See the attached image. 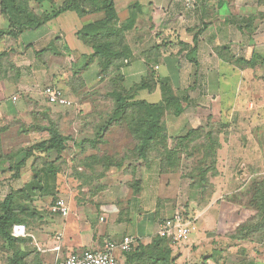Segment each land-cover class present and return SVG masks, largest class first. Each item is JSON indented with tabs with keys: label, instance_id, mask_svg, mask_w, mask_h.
I'll use <instances>...</instances> for the list:
<instances>
[{
	"label": "crops",
	"instance_id": "crops-1",
	"mask_svg": "<svg viewBox=\"0 0 264 264\" xmlns=\"http://www.w3.org/2000/svg\"><path fill=\"white\" fill-rule=\"evenodd\" d=\"M63 1L56 0L58 5ZM193 2L194 6L187 8L186 0H115L119 24L131 26L127 33L134 59L123 73L128 80L139 81L146 75L144 52L154 45L169 43L155 67L159 76L168 79L175 92L181 90L182 95L188 96L192 105L199 106V102L202 101L200 99H206V104H212L213 98H218L221 104L219 113L223 114V121L227 124L231 122L230 115L236 110V105L233 104L245 95L244 89L246 90L247 84L264 80V0H193ZM102 16V14L80 16L73 11L63 12L45 26L34 31H25L14 40V44L18 46L16 62L20 69V78L17 82L12 79L0 81V125L5 124L7 119H22L26 124H30L31 113L36 112V108L24 101L22 95L29 96L44 108L46 102L42 90L47 86L64 89L76 104L79 102V98L68 92L70 81L74 79L71 68L75 61L82 65L85 64L83 61L87 63L93 51L78 38L77 33ZM130 21H133V24ZM179 42L189 45L192 49L196 48V51L191 55L186 51L179 53ZM52 44L55 46L54 54H46L42 58L36 57L37 51L46 49ZM185 66L186 72H182ZM97 71V63L94 62L82 71V76L88 84H94ZM13 97L17 98L16 104L13 102ZM142 97L149 102H159L162 100V92L158 89ZM93 109L95 110V106L92 104L73 108L52 107L54 113L61 114L58 118L64 122L67 135L78 130L76 124H72L70 120L73 119L76 121L73 123H78L80 112L87 114ZM200 110V107L192 110L194 120L189 126L194 129L203 126L202 119L211 121L215 115L214 112L209 111L208 106L202 112ZM182 125L176 124L171 127L172 136H182L184 130ZM208 125L210 127L214 123L211 121ZM17 129L12 127L2 136L7 151L25 141L24 136H20ZM80 139V137L74 138L77 141ZM8 141L11 144L9 148ZM67 144L74 145L73 141ZM74 150V154H77L78 149ZM67 159H70V156H67ZM30 163L16 183L8 184L5 179L0 181V191L6 188L9 191L10 186L20 189L29 183L33 176ZM132 173L124 175L122 172L121 176L125 177L120 183L115 182L114 178L117 176H114L111 183L104 184L94 195L92 189L74 188L71 181L67 186L58 187V192L67 198L69 204L70 213L66 218L46 211L49 198H43L38 203L36 201L35 204L38 210L42 211L45 219L37 223L36 228L31 226L26 229L27 234H30L28 237L30 241L19 244L17 249L36 250L43 257L50 253L70 255L77 247L87 249L85 251L103 250L106 243H120L125 237H132L145 245L150 244L157 235L159 224L169 218V216L163 217V213L170 197L168 194L173 193V189L168 186V182L164 183L163 178L166 175L159 173L158 162L151 166L140 164ZM49 178L51 179V176H44L43 191L53 193L58 184L55 185L51 180L47 181ZM220 178H224L222 173L216 179ZM134 181L140 184L138 192H134L131 188L130 184ZM216 182L212 181L214 186L211 198L215 200L214 205L202 215L199 214L202 220L212 212V219H204V223H207L205 233L198 235L196 242L193 244L187 242V245L204 246L209 242L207 238L209 233L216 231L217 225L219 228L222 213H219L215 219L214 215L217 211L214 206L219 205L221 196L218 197L217 191L225 184L222 181L219 186ZM109 192L111 195L107 194ZM89 202H96L97 208H111L108 217L110 223L114 225L109 229L108 227L101 229L96 224L94 206L90 207ZM39 204L46 209H41ZM129 208L138 220L131 231L133 219H130L129 215L126 217V210L128 211ZM147 208L153 209V212L147 213ZM97 212L99 213L98 209ZM175 212L171 215L173 216ZM199 215L193 217V220L188 218L196 222L200 220ZM56 238H59L60 246L54 250ZM187 245L181 249L175 245L173 256L176 257L177 264H181L182 259L187 256L194 257V261L191 259L190 261L197 264L227 262V259L221 260L213 244L209 250L204 251L199 248L196 252ZM202 251L205 255L201 254ZM207 251L212 253L207 254ZM116 252L118 258L124 261L123 254ZM199 254L201 255L198 256ZM246 262L247 259H244V263Z\"/></svg>",
	"mask_w": 264,
	"mask_h": 264
},
{
	"label": "trees",
	"instance_id": "trees-1",
	"mask_svg": "<svg viewBox=\"0 0 264 264\" xmlns=\"http://www.w3.org/2000/svg\"><path fill=\"white\" fill-rule=\"evenodd\" d=\"M29 1L40 5L54 0H0L1 13L10 22L9 28L13 31L10 34L15 39L25 31H34L45 26L63 12L73 11L80 16L103 15L102 18L87 24L77 33L78 38L89 46L93 53L88 57V62L83 65L77 61L73 62L71 70L74 73V79L70 81L68 92L79 98V102L76 105L74 102L71 106L63 107L73 108L92 104L95 110L87 114L80 112L78 123H73L76 121L71 119L70 122L76 124L78 130L67 135L63 126L64 122L58 118L61 114L57 115L52 111V107L60 106L50 105L44 98L46 106L41 108L39 103L23 94L22 99L36 108V112L31 113V123L26 124L22 119H14L11 125H7L8 123L1 125L0 175L4 171L9 174L4 177L6 182L16 183L21 179L24 169L32 160L30 167L33 176L31 181L20 189L10 186L8 193L0 200V264H44V260L36 250L17 249L19 244L29 243V238H14L11 233L14 225L30 226L43 221L42 211H39L35 204L37 200L51 198L46 211L52 213L51 207L57 199L56 196L61 193L58 192V187L67 186L71 181L74 188L92 189V195L97 194L99 188L95 187L96 182L106 177L109 170L113 168L112 165H117L116 168H119L122 163L129 160L136 162L142 160L146 166L158 162L159 173L169 174L168 168L171 166L169 162L179 155L178 146L184 145L183 142L191 139L193 135L195 137L200 134L208 136L207 148L213 153L218 152L221 146L217 128L211 129L213 133H209L203 127L192 130L190 137L187 135L185 139L181 136L171 137L170 139L176 145L174 149L169 146L163 117L167 111L173 112L174 116H181L185 105H188L189 97L182 95L181 90L178 93L175 92L169 80L160 77L155 69L165 53L164 48L168 47L169 43L154 45L144 52L146 75L142 76L139 81H130L126 78L123 70L134 59L127 33L131 26L130 24H119L115 0H88V8L81 0H64L61 5H57L56 9L42 18L27 14L26 19L23 18L21 21L19 15L25 13L24 7ZM10 8H16L15 16L10 12ZM130 23L133 24V21ZM4 35L5 33L2 32L0 39ZM178 46L179 53L186 51L191 55L196 51V48L192 49L182 42H179ZM53 47H55L54 44L37 51L36 57L42 58L46 54H54ZM94 62L97 63L98 68L97 79L94 84H88L82 76V71ZM19 78L20 69L16 61L14 64L0 62V81L12 79L17 82ZM158 89L162 92L161 101L149 102L142 97ZM12 127L18 128V134L24 136L25 141L7 151L2 136ZM222 127L226 130L228 126L223 124ZM119 128L127 130L135 141L134 148L128 151V155H123V153L121 156L117 152L110 157L103 156L104 153L87 154L92 149L100 151L101 147L107 145L108 135ZM211 134L217 139L214 140L216 144L214 149L211 144ZM75 137L77 139L80 137V141L74 140ZM69 141H73L74 145L69 146L67 144ZM75 148L78 149L77 154H74ZM199 153L200 151L196 149L195 156ZM216 154H213L215 161L218 158ZM67 156H70V159H67ZM45 175L51 176V179L47 181L51 180L55 185L58 184L55 192L43 191L42 184ZM205 178L206 181L203 179L200 182L207 184L208 178ZM92 181L95 184L91 185ZM130 185L134 192H138L140 184L137 181ZM258 193L259 191H255L253 204L258 201ZM258 208L260 210V207ZM174 247L175 244L171 240L156 235L148 245L136 240L132 250L123 253V257L126 264H177V259L173 256ZM147 255L149 259L145 260L144 256Z\"/></svg>",
	"mask_w": 264,
	"mask_h": 264
},
{
	"label": "rangeland",
	"instance_id": "rangeland-1",
	"mask_svg": "<svg viewBox=\"0 0 264 264\" xmlns=\"http://www.w3.org/2000/svg\"><path fill=\"white\" fill-rule=\"evenodd\" d=\"M81 1L86 4L87 8L89 7L87 3L88 0ZM57 5L58 3L55 2V0L53 2H44L40 5L34 1H29L25 4V13L19 15L21 16L19 20L23 21V18L25 20L27 14L36 18H42L56 9L59 6ZM15 9L16 8H10V12L13 16L17 14ZM9 25L10 22L7 17L1 13L0 8V34L2 32L5 33L0 39L2 40V42H0V62L14 64V61H17L18 46L14 44V40L16 39L11 37L10 33H13V31L9 28ZM83 63L86 62L83 61ZM186 69L185 66L182 72H186ZM244 94V96L233 104L236 105V110L230 115L231 122H227L229 127H227L226 130L222 127L225 122L223 121V114L219 113L221 104L218 98H213L212 104H206V99H200V101H202L199 102V106L192 105L188 102V105H185L183 114L178 117L174 116L173 112L170 111L165 113L163 124L166 128L165 131H167L166 134L169 139L168 144L174 149L176 144L174 145V142L170 138L175 136H172L173 131L171 127L174 125L176 126V124H183L182 127H184V130L181 137L184 139L187 135L190 137L191 131L195 130L189 126L194 120L192 110L196 109V107H200V112H202L204 109H207L208 106L209 111L215 113L214 118L211 119L214 125L209 127L208 124L211 123V121L204 118L202 119L203 126L201 127L205 128L206 132L209 131V133L212 132L211 129L214 130L217 128L221 146L218 152H211L207 148L206 141L208 136L205 137V135L201 134V136L196 135V137L193 135L191 139L189 138L190 140L188 139L185 143L183 142L184 145L178 146L177 150H180L178 152L179 155H177L175 159L172 158L169 162V165H171L168 168L169 174H163L166 175V177L163 178L164 183L168 182V186L173 189V193L168 194L170 197L167 200V204L164 206L165 212L163 213V217H170L172 212L175 211H181L185 217L192 218V220L197 214L202 215L212 207L215 202L214 198H211L214 186L212 181H217L216 183L219 186H221L223 181L225 185L223 188H220L221 190L219 189L217 191L218 197L221 196L218 203L219 205L217 207L214 206V209L217 211V214L215 213L214 215L215 219L219 216V213H222L219 219V228L217 225L216 231L209 233L207 236L209 242H206L204 246L200 247L187 245L188 243H181L176 246L181 249L187 245L193 252H196L199 248H202L201 250L204 251L209 250L213 244L215 252L221 260L225 261L227 259L226 264H264V80L261 79V81L256 83H248L246 90L244 89ZM171 111L173 110L171 109ZM12 120L13 119H7L5 123L11 125ZM214 137L215 136L211 134L213 149L216 146L214 140H217L216 137ZM108 139L107 145L101 147L100 151H98V149H92L89 150L87 154L89 153L90 155L95 152L97 154L104 153L103 156L107 155L110 157V155L117 152L121 156L123 153V155H128V151H131L135 145V141L130 133L122 128L110 133ZM8 146H11L10 141L7 142V147ZM196 149L200 151L198 156H195ZM213 154H216L218 157L216 158L217 161H215ZM140 164H143L142 160H140V162L125 161L119 168H116L117 165H112L113 168L109 170L105 178L96 182L97 185L95 187L100 188L107 182L111 183L110 181L113 180L114 176H117L114 178L115 182L120 183L125 177L124 175L133 174V169L139 167ZM122 172L124 175L121 176ZM220 173H222L224 178L216 179L220 176ZM5 175L9 174L3 171L0 175V181L4 180ZM205 177L208 178L207 184L200 182L203 179L206 181ZM93 182L94 181L91 182V185L95 184V182ZM132 190L134 191V189ZM2 191L0 193V200L5 197L8 190L6 188ZM255 191H259L257 195H259L260 199L257 197V203L253 204ZM111 192L107 194L111 195ZM56 197L67 199L61 193ZM48 201L50 203L51 198H49ZM38 202L40 201L37 200V203ZM96 205V202H89V206H94L96 212V224L101 227V229H106L107 227L109 229L114 225L110 223L108 217L111 208L102 209V207L97 208ZM39 206L41 209H46L45 207L43 208L41 204H39ZM258 207H260V210ZM146 210L147 213L153 212V209L147 208ZM128 215L130 219H133L132 226L130 227L131 231V228L136 226L138 220H136L137 217L133 215V211H131L130 208L128 211L126 210V217ZM212 216L213 213L211 212L204 216L202 220L200 217V220L194 221L197 232L190 236L189 242L191 244L196 242L198 235L205 233V225L207 223H204V219L211 220ZM104 218H106V221H104ZM30 226L36 228L37 225ZM30 226L25 224L14 225L11 233L12 237L27 239L30 237V234H27L28 232L26 229ZM58 239H55L57 243L53 247L54 250L58 249V246H60V241H58ZM208 244L209 246H207ZM85 250L87 249L77 247L76 251L72 254H80ZM220 250L223 252H220ZM88 251L98 252L100 249H88ZM204 251H202L201 254L205 255ZM211 251L209 252L212 253ZM209 252L207 251L206 253L208 254ZM149 253H151V251ZM72 254L60 255L58 253H50L46 254V256L44 255L42 260H44V264H53L68 258ZM115 254L117 256V252ZM193 258L194 257L187 256V258L182 259L181 264H197L190 261V259L194 261L195 258ZM243 258L247 259L246 263H244ZM144 259L148 260L149 255L144 256Z\"/></svg>",
	"mask_w": 264,
	"mask_h": 264
},
{
	"label": "built area",
	"instance_id": "built-area-1",
	"mask_svg": "<svg viewBox=\"0 0 264 264\" xmlns=\"http://www.w3.org/2000/svg\"><path fill=\"white\" fill-rule=\"evenodd\" d=\"M193 0H186V7L192 8ZM42 96L47 100L48 104L53 106L68 107L74 101L61 88L55 86H47L42 90ZM13 102L17 101L13 97ZM53 215L66 218L69 216L70 208L67 200L58 197L51 207ZM197 230L196 225L189 218L185 217L181 211L163 220L158 227L157 235L171 240L175 245L189 242L190 236ZM61 235H59L60 237ZM135 240L132 237H125L120 243H106L103 250L98 252L84 251L80 254H72L64 260L57 261L54 264H126L115 252L121 254L132 250Z\"/></svg>",
	"mask_w": 264,
	"mask_h": 264
}]
</instances>
